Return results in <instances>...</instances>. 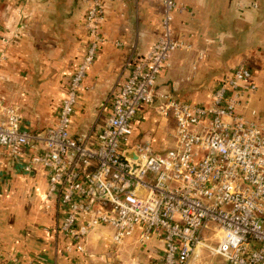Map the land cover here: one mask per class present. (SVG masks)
Returning a JSON list of instances; mask_svg holds the SVG:
<instances>
[{"label":"built area","instance_id":"obj_1","mask_svg":"<svg viewBox=\"0 0 264 264\" xmlns=\"http://www.w3.org/2000/svg\"><path fill=\"white\" fill-rule=\"evenodd\" d=\"M85 1L89 40L67 81L56 123L31 130L19 108L0 97V144L16 162L27 148L34 150L23 168L46 169L45 197L56 202L59 232L77 243L107 226L120 245L141 225L140 244L154 235L162 240V264H201L202 254L220 256L222 264H264V126L238 111L246 89L257 88L250 66L239 64L218 82L210 104L159 93L171 54L184 46L173 30L181 6L161 0L160 36L130 61L103 123L73 135L84 81L104 41L108 0ZM157 97L161 113L172 112L175 120L174 144L165 152L150 139L132 141L139 106Z\"/></svg>","mask_w":264,"mask_h":264},{"label":"crops","instance_id":"obj_2","mask_svg":"<svg viewBox=\"0 0 264 264\" xmlns=\"http://www.w3.org/2000/svg\"><path fill=\"white\" fill-rule=\"evenodd\" d=\"M177 1L173 30L184 46L171 54L159 93L210 104L213 87L244 63L257 88L246 89L238 111L264 126V0ZM106 8L104 41L84 81L73 135L103 123L130 61L146 54L162 32L161 0H108ZM86 10L85 0H0V97L19 108L31 130L56 123L67 81L89 40ZM161 101L139 106L132 141L150 139L165 152L173 146L175 120L161 113ZM33 153L27 148L16 162L0 144V264H162V240L154 235L140 244L141 225L120 245L107 226L77 243L67 240L58 230L56 202L45 197L46 169L24 171ZM205 257L201 264H222Z\"/></svg>","mask_w":264,"mask_h":264},{"label":"rangeland","instance_id":"obj_3","mask_svg":"<svg viewBox=\"0 0 264 264\" xmlns=\"http://www.w3.org/2000/svg\"><path fill=\"white\" fill-rule=\"evenodd\" d=\"M216 86V85H215ZM215 86L213 88H215ZM169 115H172V112L169 113ZM173 117V116H172ZM174 139H172V142H173ZM174 144V142H173ZM207 262L209 263H215L216 261H220L219 263H221L223 261V259L220 257V256H206L205 257ZM214 261V262H213Z\"/></svg>","mask_w":264,"mask_h":264}]
</instances>
